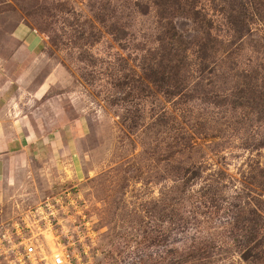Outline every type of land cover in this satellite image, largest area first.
Masks as SVG:
<instances>
[{"label":"rangeland","instance_id":"obj_1","mask_svg":"<svg viewBox=\"0 0 264 264\" xmlns=\"http://www.w3.org/2000/svg\"><path fill=\"white\" fill-rule=\"evenodd\" d=\"M3 84L36 150L0 264L48 205L23 237L76 264H264V0H0Z\"/></svg>","mask_w":264,"mask_h":264},{"label":"crops","instance_id":"obj_2","mask_svg":"<svg viewBox=\"0 0 264 264\" xmlns=\"http://www.w3.org/2000/svg\"><path fill=\"white\" fill-rule=\"evenodd\" d=\"M3 48L4 52L10 51L5 46ZM33 63L35 62L30 64L33 65ZM45 83L39 84L34 92L28 94L25 101L28 107L32 108L33 103L43 99L45 92H48L51 82ZM8 88L9 84H3L0 88V187L4 186L5 189H11L13 183L20 180L17 175L24 169L26 161L33 160L36 150L31 137L33 133H36V125L33 126L29 118L16 115L13 106L19 102V99L1 95ZM12 133H23L25 136L23 139L21 137L11 138L8 135Z\"/></svg>","mask_w":264,"mask_h":264},{"label":"built area","instance_id":"obj_3","mask_svg":"<svg viewBox=\"0 0 264 264\" xmlns=\"http://www.w3.org/2000/svg\"><path fill=\"white\" fill-rule=\"evenodd\" d=\"M49 205L47 207L48 220L43 217H39V215H35L36 211H28L25 215V220L23 219L24 227L20 228L18 225H13V235L19 237V241L16 242L13 247L9 250L13 255V260L10 264H76V259L70 249L68 248V244L66 241L62 239V242H59L57 237L51 236V244H42L34 234H31L30 237H23V232L26 230L29 233H33L32 229L38 232V235L44 236L43 230L41 228H45V232L51 231V224L54 220L58 219L55 216V212L49 209ZM50 217L53 218L50 220ZM56 217V219H55ZM45 219V221H43ZM29 221H34L38 226L36 228H32L31 223ZM21 230H23L21 232ZM46 242V238H45Z\"/></svg>","mask_w":264,"mask_h":264}]
</instances>
